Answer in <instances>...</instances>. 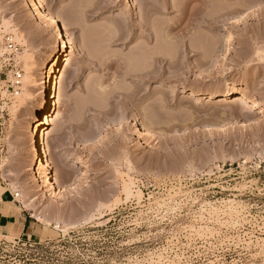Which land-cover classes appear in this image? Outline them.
Instances as JSON below:
<instances>
[{"label":"rangeland","instance_id":"374dc122","mask_svg":"<svg viewBox=\"0 0 264 264\" xmlns=\"http://www.w3.org/2000/svg\"><path fill=\"white\" fill-rule=\"evenodd\" d=\"M40 1L75 39L46 116L61 185L28 157L57 40L0 0V192L33 228L0 220V264H264V0Z\"/></svg>","mask_w":264,"mask_h":264},{"label":"bare ground","instance_id":"6f19581e","mask_svg":"<svg viewBox=\"0 0 264 264\" xmlns=\"http://www.w3.org/2000/svg\"><path fill=\"white\" fill-rule=\"evenodd\" d=\"M28 1L30 2V8L37 11L45 20L46 24L52 29V32L57 40L56 47L58 48L56 51L49 53L45 57L43 68L40 72L41 80H39L40 83L38 84L40 90L39 95L31 102L30 108L28 110L30 116L29 123L31 127V131L28 136V157L32 162L31 170L39 178V180L42 179L44 183H49L53 186H60V180L57 177H53V172L51 171L49 161L43 156V148L46 146V139L48 134L46 116L52 101L56 99V93L59 88V80L63 77L64 61L66 56L69 54L70 49L75 45V39L73 38V36L66 32L63 24H61V21L42 1ZM230 39L231 41H233L234 37L231 36ZM128 72L130 71H126L122 74L124 78L131 77V75L133 76L132 72H130L131 74ZM144 72L143 74L141 71V76H137L140 75V73L137 75L134 74L133 78L140 77L141 80L139 78L138 79L142 81V84L150 83V81L155 79L154 77H152V71H147L146 69ZM29 80L28 82H26L27 80H25V87H27L26 84L28 83L29 85L30 83H34L32 82V80ZM132 94H123V97L126 101H128V103L130 102V105L132 103V99H134L135 97V94ZM212 97L222 98L225 100L232 98L233 103L236 105L248 104L245 96L237 95L235 94V92L230 90L224 91L222 93L212 94ZM137 110L138 108L134 109V111L132 110L134 113L136 112L135 114H133L132 118H138ZM141 126L142 131H144L145 133H154L151 128L146 126V124L142 123ZM128 189L130 188L128 187ZM128 194L131 193L128 192Z\"/></svg>","mask_w":264,"mask_h":264},{"label":"crops","instance_id":"0c3cea01","mask_svg":"<svg viewBox=\"0 0 264 264\" xmlns=\"http://www.w3.org/2000/svg\"><path fill=\"white\" fill-rule=\"evenodd\" d=\"M13 195L10 190L0 192V220L5 228H11L13 231L19 230L20 234H24L33 228L24 210L16 206L15 200L12 199Z\"/></svg>","mask_w":264,"mask_h":264},{"label":"built area","instance_id":"2783aa9c","mask_svg":"<svg viewBox=\"0 0 264 264\" xmlns=\"http://www.w3.org/2000/svg\"><path fill=\"white\" fill-rule=\"evenodd\" d=\"M263 162V161H262Z\"/></svg>","mask_w":264,"mask_h":264}]
</instances>
